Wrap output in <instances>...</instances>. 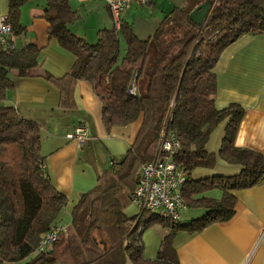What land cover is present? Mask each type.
<instances>
[{"label":"trees","instance_id":"16d2710c","mask_svg":"<svg viewBox=\"0 0 264 264\" xmlns=\"http://www.w3.org/2000/svg\"><path fill=\"white\" fill-rule=\"evenodd\" d=\"M26 1L8 0L11 37L23 31L19 9ZM43 1L47 35L75 56L69 76L91 84L102 104L106 130L128 125L140 116L142 122L122 164L97 178L74 205L66 230L38 251L67 198L54 187L41 155V124L2 102L13 86L11 72L20 77L50 75L37 69L39 48L34 44L20 49L0 47V264H180L172 244L178 231L194 233L230 219L235 203L232 191L264 181V155L234 145L243 107L214 105L213 73L220 53L238 37L264 35V0H211L200 25L188 14L205 0H186L162 18L148 38L137 37L128 23L121 22L119 28L97 30L94 43L70 30L77 13L68 0ZM224 118L218 156L239 164V173L189 180L195 167L214 166L216 156L205 149V143ZM162 128L179 142L174 160L185 175L181 188L185 204L204 211L189 222L147 211L126 217L118 198L127 187L131 199L141 165L157 152ZM215 188L221 190L219 197L204 195ZM156 219L168 229L155 258L146 259L140 233Z\"/></svg>","mask_w":264,"mask_h":264},{"label":"crops","instance_id":"0c3cea01","mask_svg":"<svg viewBox=\"0 0 264 264\" xmlns=\"http://www.w3.org/2000/svg\"><path fill=\"white\" fill-rule=\"evenodd\" d=\"M185 1L131 2L116 21L104 0H68L77 13V19L69 28L75 35L94 43L97 30L119 28L120 23L125 22L137 37L145 39L155 32L166 14ZM43 3V0H27L21 5L18 20L23 31L12 37V43L16 49L27 43L37 46V69L47 72L50 78L20 77L11 72L13 86L6 90L2 103L41 124V155L54 187L67 198V204L55 221L67 226L81 195L95 185L100 175L122 164L139 133L142 117L128 125L106 130L102 104L91 84L69 76L75 56L47 35ZM7 9L8 0H0V17L6 16ZM119 43L125 48L122 37ZM213 73L215 107L221 109L237 103L244 109L234 145L264 155V35L238 37L220 53ZM226 122L225 118L219 121L205 143V149L216 156L214 166L195 167L189 180L202 181L239 173V164L228 163L218 156ZM77 126L85 128L86 138L82 145L68 137ZM126 188L118 198L124 204V215L131 217L139 212ZM232 194L235 203L230 219L212 223L198 232L180 230L175 234L172 244L180 264H264V181L233 190ZM204 195L217 198L221 190L215 188ZM203 213L200 207H188L181 213V221L189 222ZM153 223L140 233L142 254L146 259L155 258L160 239L168 229L161 222Z\"/></svg>","mask_w":264,"mask_h":264},{"label":"built area","instance_id":"2783aa9c","mask_svg":"<svg viewBox=\"0 0 264 264\" xmlns=\"http://www.w3.org/2000/svg\"><path fill=\"white\" fill-rule=\"evenodd\" d=\"M147 0H104L110 14L117 21L119 14L131 3H146ZM0 47L4 50L13 46L11 25L6 16L0 17ZM69 139L82 145L86 138L85 128L77 126ZM179 148L177 138L170 132L159 133L158 149L155 155L141 165L136 186L131 194V202L138 212L147 211L163 218L180 220L181 213L187 210L181 188L185 175L174 160ZM66 230V226L53 223L40 240L37 250L41 251L54 242L58 235Z\"/></svg>","mask_w":264,"mask_h":264},{"label":"water","instance_id":"95a60500","mask_svg":"<svg viewBox=\"0 0 264 264\" xmlns=\"http://www.w3.org/2000/svg\"><path fill=\"white\" fill-rule=\"evenodd\" d=\"M211 4V0H205L197 5L189 12V19L196 25L202 24L210 10Z\"/></svg>","mask_w":264,"mask_h":264},{"label":"rangeland","instance_id":"374dc122","mask_svg":"<svg viewBox=\"0 0 264 264\" xmlns=\"http://www.w3.org/2000/svg\"><path fill=\"white\" fill-rule=\"evenodd\" d=\"M121 46V45H120ZM121 53H123V51H124V45L123 46H121ZM154 223L153 224H157L158 223V221H157V219L156 220H154L153 221ZM63 223H65V222H63ZM152 224V223H151Z\"/></svg>","mask_w":264,"mask_h":264}]
</instances>
